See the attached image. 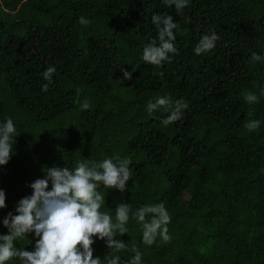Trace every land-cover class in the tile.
Returning a JSON list of instances; mask_svg holds the SVG:
<instances>
[{"label":"trees","instance_id":"1","mask_svg":"<svg viewBox=\"0 0 264 264\" xmlns=\"http://www.w3.org/2000/svg\"><path fill=\"white\" fill-rule=\"evenodd\" d=\"M154 13L179 25L177 54L159 66L142 60L157 36ZM81 16L91 23L81 25ZM213 32L215 48L195 55L201 36ZM253 52L262 59L253 61ZM49 66L56 72L44 92ZM121 69L132 78L124 80ZM261 88L264 0H190L180 14L163 0H0V123L10 117L17 134L11 160L0 166L7 205L0 234L8 232L3 218L31 195L28 185L43 177L42 168L119 155L131 161L133 174L124 193L100 185L101 211L114 219L120 202L132 212L163 203L170 240L145 245L130 213L128 234L118 237L127 250L111 253L94 238L101 264L113 254L130 259L133 245L142 264H264ZM245 91L258 102H245ZM160 96L187 103L167 127L163 108L147 111ZM250 120L260 127L249 132ZM35 239L33 233L15 243L32 251Z\"/></svg>","mask_w":264,"mask_h":264},{"label":"clouds","instance_id":"2","mask_svg":"<svg viewBox=\"0 0 264 264\" xmlns=\"http://www.w3.org/2000/svg\"><path fill=\"white\" fill-rule=\"evenodd\" d=\"M189 2L163 0L167 7L175 6L177 14ZM151 21L156 26L157 36L144 47L142 60L145 64L159 66L163 62H171V55L177 54L174 30L179 25L168 14L154 13ZM78 22L83 26L91 23L84 16ZM218 40L219 36L214 32L202 35L193 49L194 54L212 51ZM251 59L260 61L262 57L253 52ZM121 70L124 80L132 78L131 72ZM55 72L56 68L49 66L42 73L43 79L48 81L42 86V91H49ZM260 94L264 95V88L260 89ZM242 96L249 105L257 103L259 99L252 91H245ZM89 107L87 100L81 103L83 110ZM161 108L168 113L161 121L167 127L182 118L187 103L183 100L173 103L168 96H160L147 105L149 114ZM260 123L259 120H250L244 127L252 132L260 127ZM16 136V127L10 117L0 123V166H6L11 160ZM130 164L131 161L116 155L95 163L80 160L72 169L55 165L42 168L43 177L28 185L32 190L31 195L22 197L16 204L15 214L10 211L2 220L8 232L0 234V264L13 259H18L20 264H101V257H94V238L104 241L111 253L127 250V243L118 237L128 234L126 225L130 213L131 218L140 225L145 245L152 246L157 237L168 242L167 225L171 217L163 203L143 205L132 212L129 204L120 202L115 207L114 219L108 212L101 211L105 196L98 188L102 184L107 189L124 193L133 174ZM6 207V193L0 189V209ZM33 233L36 239L32 251L16 246V241ZM131 252L134 255L128 260H122L119 255H110L106 257L107 264H142L143 253L137 246L133 245Z\"/></svg>","mask_w":264,"mask_h":264}]
</instances>
